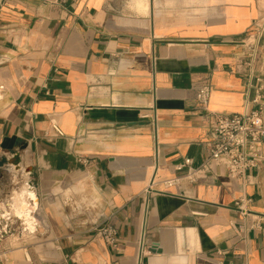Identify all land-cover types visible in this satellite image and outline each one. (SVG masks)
I'll use <instances>...</instances> for the list:
<instances>
[{
  "label": "crops",
  "instance_id": "0c3cea01",
  "mask_svg": "<svg viewBox=\"0 0 264 264\" xmlns=\"http://www.w3.org/2000/svg\"><path fill=\"white\" fill-rule=\"evenodd\" d=\"M262 9L264 0H0V264H264V160L247 171L246 215L223 168L163 183L185 174L180 159L207 154L216 114L264 106L256 78L236 66ZM259 51L254 71L264 70V39ZM24 188L36 198L27 222L10 205ZM96 220L116 227L113 245ZM30 235L44 240L12 245Z\"/></svg>",
  "mask_w": 264,
  "mask_h": 264
},
{
  "label": "built area",
  "instance_id": "2783aa9c",
  "mask_svg": "<svg viewBox=\"0 0 264 264\" xmlns=\"http://www.w3.org/2000/svg\"><path fill=\"white\" fill-rule=\"evenodd\" d=\"M252 29L244 35L240 43L243 47V61L238 63L237 70L247 78L254 76L258 81L257 96L255 101L259 102L264 91V70L256 71V64L261 60L259 46L264 39V9H262L255 21ZM212 87L206 82L197 91V102L207 109ZM149 124L152 126L153 137L157 149V123L156 116H149ZM52 129L57 135H63L61 129L52 124ZM208 152L198 164H193L189 158H182L174 165L176 171L185 170L182 176H174L163 180L167 185H178L182 179L190 182L197 180L198 175L213 167L223 168L226 175L239 182L241 192L233 199L235 208L242 214L249 213L248 203L250 197L244 192L243 186L248 181L247 171L254 167H259L264 160V106L259 103L255 109L242 112L216 114L215 120L210 125L209 138L206 141ZM153 179L148 189L151 188ZM94 225L104 243L113 245L116 241V227L106 221H94ZM259 221L250 225L259 227Z\"/></svg>",
  "mask_w": 264,
  "mask_h": 264
},
{
  "label": "bare ground",
  "instance_id": "6f19581e",
  "mask_svg": "<svg viewBox=\"0 0 264 264\" xmlns=\"http://www.w3.org/2000/svg\"><path fill=\"white\" fill-rule=\"evenodd\" d=\"M15 164V163H14ZM15 168H17V166L15 165L14 166ZM27 187V186H26ZM29 188V187H28ZM34 193V192H33ZM28 195L29 196H33V194H32V192H31V190L30 189H26V188H24L23 190H22V192H17L16 194H14L13 193V195L11 196V203H10V205H11V208H12V211L17 215V216H19L20 217V219L19 220H25V222H27L28 220H27V218H28V211L30 210V207L28 206V201H27V199H29V198H27L28 197ZM36 196V195H35ZM33 198H34V196H33ZM34 199H36V198H34ZM83 200V199H82ZM36 201V200H35ZM32 204H34V203H32ZM80 204V203H79ZM83 204V203H82ZM87 205H89V204H87ZM28 206V207H27ZM79 206V205H78ZM82 206V205H81ZM85 208V207H84ZM31 209H34V208H32L31 207ZM36 209V208H35ZM34 211V210H33ZM32 214V213H31ZM31 217V216H30ZM29 219V218H28ZM32 220V219H31ZM34 221V220H33ZM32 222V221H31ZM36 222V221H35ZM21 223V222H20ZM26 224V223H25ZM33 224V223H32ZM37 224V226H38V223H36ZM30 225V224H29ZM34 226H36L35 224H34ZM36 226V227H37ZM30 227H32V226H30ZM33 229V228H32ZM31 229V230H32Z\"/></svg>",
  "mask_w": 264,
  "mask_h": 264
},
{
  "label": "rangeland",
  "instance_id": "374dc122",
  "mask_svg": "<svg viewBox=\"0 0 264 264\" xmlns=\"http://www.w3.org/2000/svg\"><path fill=\"white\" fill-rule=\"evenodd\" d=\"M43 238L44 237H42V236L41 237H38V236L33 237V235H30L29 237H23V238H21L19 240L14 241L12 245L13 246H17L22 241H26V242H39V241H43L44 240ZM46 242H49V241L46 240ZM0 256H2V258H5V254L0 253Z\"/></svg>",
  "mask_w": 264,
  "mask_h": 264
},
{
  "label": "water",
  "instance_id": "95a60500",
  "mask_svg": "<svg viewBox=\"0 0 264 264\" xmlns=\"http://www.w3.org/2000/svg\"><path fill=\"white\" fill-rule=\"evenodd\" d=\"M19 159V157L17 156V155H14L13 157H12V163L13 162H15V161H17ZM26 171H29V169H27ZM38 207V202H37V206H36V208ZM36 210V209H35ZM34 210V211H35Z\"/></svg>",
  "mask_w": 264,
  "mask_h": 264
}]
</instances>
